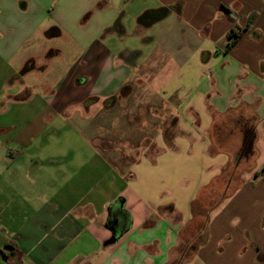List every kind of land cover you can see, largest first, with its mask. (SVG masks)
Instances as JSON below:
<instances>
[{
  "label": "crops",
  "instance_id": "crops-1",
  "mask_svg": "<svg viewBox=\"0 0 264 264\" xmlns=\"http://www.w3.org/2000/svg\"><path fill=\"white\" fill-rule=\"evenodd\" d=\"M95 115L133 136L82 141ZM262 168L264 0H0V264H264Z\"/></svg>",
  "mask_w": 264,
  "mask_h": 264
},
{
  "label": "rangeland",
  "instance_id": "rangeland-1",
  "mask_svg": "<svg viewBox=\"0 0 264 264\" xmlns=\"http://www.w3.org/2000/svg\"><path fill=\"white\" fill-rule=\"evenodd\" d=\"M70 56H74V54L69 55L68 60H70ZM124 102L125 101L122 99L121 96L118 97L117 103L120 107H124L126 105V104L124 105ZM248 115H250V113H248ZM97 118L98 116L96 115L93 117V120L90 122V126H85V127L78 126L77 128L75 126L73 127L74 129L73 131L79 133L80 139L82 141L83 139L85 140L89 139L92 142L100 143L101 146H103L104 148V146L109 145L108 141L110 140L111 141L119 140L125 138V136L128 134H131V136H133L132 132L130 133V126H127L126 125L127 123L123 122V118L125 117L116 116L114 122H111L110 119L106 118V120H104L105 125L102 126L101 132H97L96 129ZM142 118L144 120L146 117H141V119ZM172 118L173 117L170 116V119ZM244 120L245 119L239 116L238 114H234L233 116L230 117H223L216 122L214 128L211 131V140L214 143L211 150L213 152H225L226 150L231 151L232 162L230 163V167L232 166V168L228 167L229 169H233V165H235V163L237 162L239 151L250 131L243 123ZM114 123L117 124L115 126V129L108 126V125H113ZM236 123H238V126L236 125ZM121 124H125V126L124 127L122 126L119 130L117 127ZM70 133L71 132H69L68 135ZM135 134H137V136L139 137L141 135V132H137ZM144 134L146 137L148 133L146 132ZM233 140L238 141L236 146L232 142ZM71 149L73 150L72 152H70L71 155H73L74 153H76V151L79 150V148L77 147ZM223 184H224V180H218L216 184H214L215 186L213 185V187L216 188L217 193L211 195L208 189L200 196V199L193 205V213L195 216H197V219L193 220V223H191L190 229L188 231L190 232L191 228L193 229V231L201 230L200 235L196 238L195 243L193 245H196L199 242L201 243L205 239L204 231L202 232V229H204L205 227L204 224H205V218L207 216V210L211 208L218 200H220L221 198L220 192H222L221 188H223ZM188 231L186 230L185 232L186 235L189 233ZM186 235H185V240L188 241V237H187L188 235L187 236ZM185 264H198V263L196 262V260L195 261L193 260V261H188Z\"/></svg>",
  "mask_w": 264,
  "mask_h": 264
},
{
  "label": "trees",
  "instance_id": "trees-1",
  "mask_svg": "<svg viewBox=\"0 0 264 264\" xmlns=\"http://www.w3.org/2000/svg\"><path fill=\"white\" fill-rule=\"evenodd\" d=\"M252 20H253V15L249 18L250 22ZM241 33L242 31L239 28H236V29L233 28L228 31L226 38L228 39L229 42L226 46V49H225L226 51L229 50L235 44V42L240 38ZM259 175H264V168H262L260 171L255 173V176H259ZM121 201H122L121 199L117 200V202L113 204V206L119 204V202L121 203ZM196 247H197V244L196 245L192 244L190 246V250L194 251Z\"/></svg>",
  "mask_w": 264,
  "mask_h": 264
},
{
  "label": "water",
  "instance_id": "water-1",
  "mask_svg": "<svg viewBox=\"0 0 264 264\" xmlns=\"http://www.w3.org/2000/svg\"><path fill=\"white\" fill-rule=\"evenodd\" d=\"M239 156H242V155H239ZM114 242H115V237H112L106 244L108 245V244H112Z\"/></svg>",
  "mask_w": 264,
  "mask_h": 264
}]
</instances>
